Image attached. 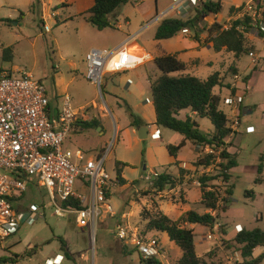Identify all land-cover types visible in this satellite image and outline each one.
Segmentation results:
<instances>
[{
    "label": "rangeland",
    "instance_id": "374dc122",
    "mask_svg": "<svg viewBox=\"0 0 264 264\" xmlns=\"http://www.w3.org/2000/svg\"><path fill=\"white\" fill-rule=\"evenodd\" d=\"M223 1L225 3L223 12L226 13L230 7L228 0ZM31 2L32 0H0V73L10 62L17 65L18 70L31 71L36 79L44 84L50 97H55L59 104L62 103L64 95L69 94L76 108H86V117L79 121L94 118L98 120L97 127L84 131L73 130L65 145L73 149L81 148L89 153L111 148L106 167L114 178L116 161L128 163L124 168V176L129 182L127 185L124 184L126 187L116 190L110 198L115 209L133 211L135 216L132 220L139 221L138 225L147 232H153L154 230L149 228V217L158 212L168 215L173 220L180 218L189 210L201 214L209 212L210 210L201 202V187L195 181L203 175H211L215 179L209 184L216 186L215 189L220 193L214 226L217 223L219 225L216 229L213 226L202 227L203 225L200 224L195 226L199 255L210 264H247L258 258L257 264H264V257L260 259L264 248H257L252 257L244 258L240 247L234 242L236 234L242 228L264 230V181L256 182L260 157L264 155V38L258 34L257 26L252 23L253 28L246 34L250 43L258 47L260 59L256 63L257 72L253 73L252 88L244 93V102L240 104L239 114H236L239 115L240 124L232 137L230 136L232 144L230 148L233 153H237L238 160V166L232 170L231 179L225 180L221 177L222 160L217 159L208 171L196 166L202 151L208 153L211 148L192 145L191 142L182 151L183 156L194 159L189 161V169H186L187 172L182 175L171 173L175 184L169 183L160 189L154 186L155 177L146 178L153 173L148 161L151 143L153 139L160 138V134L143 139L140 137L139 129L138 135L133 134L131 129L130 135L128 133V127L133 120L132 113L136 116L140 115L135 106L151 99V90L148 87L145 90L140 89L138 86L140 78L134 70L108 74L103 78L101 89L93 85L86 77V54L90 48L91 34L85 33L86 36L83 33V24L86 21L82 18L83 14H79L77 10L79 8H61L60 0H33L38 7L46 3L51 9L61 10L58 19H67L70 13L77 15V18L74 20L69 18L65 23L55 18L47 20L46 24L51 26V31L47 32L38 12L32 10ZM147 3H154V0H149ZM139 7L134 3L121 6L111 16V21L115 23L112 30H116L118 28L116 25L120 23L123 27L127 26L126 16L133 21V27L138 26L141 21L137 9ZM162 17L168 16L162 15L158 20ZM5 18H12L11 26L2 21ZM238 18L241 17L238 16L236 19ZM231 21H223L220 24L229 27ZM88 26L91 30H97L90 22ZM207 26L203 24L200 26L198 40L195 39L194 30L188 33L192 34V38L202 47L212 43L209 41L210 27ZM146 28V34L152 35L155 26L152 24ZM202 31L204 34L201 33ZM113 32L117 34L116 31ZM180 40L168 41L172 50L176 45L181 44ZM202 50V55L208 59L220 56V51L212 47ZM254 53L253 48L251 54L238 58L232 51L225 48L221 50L219 62L224 61V65H221L219 72L223 85L216 87L215 92L221 94V108L228 114L231 122L236 116L228 99L240 92L239 88L242 84L240 87L234 85L238 82L239 68L242 74L252 71L250 69L253 64L252 58H256ZM194 54L195 51H192L191 55ZM198 63L193 59L189 65L194 69V65ZM208 69L206 66L203 67L205 72ZM205 72H202L203 77L207 75ZM57 75L58 78L63 77L65 92H58L55 82ZM247 76L250 75L241 76L245 83ZM199 123L203 131L213 128L209 119H199ZM158 128L163 130L164 127ZM168 131L173 132L171 129ZM119 185L123 186L120 183ZM227 188H230L231 194L227 193ZM226 197L228 202L224 201ZM15 208L17 217L22 219V225L19 232L8 239L6 246L22 257L29 256L27 261L30 264H45L48 257H54L58 253L64 258L61 264H139L140 262L136 250L131 254V251L122 247L115 238L114 229L117 221L116 223L113 219L102 221V218L91 233L89 229L84 228L81 234L82 227L78 225L76 215L73 213L65 216L56 215L50 195L43 187L29 183L22 197L15 201ZM32 210H36L38 220L34 224H29L27 219L32 214ZM187 226L190 227V224ZM209 234L213 235L212 238H208ZM60 237L66 243L72 244L73 248L71 247L70 251L73 259L68 258L62 250ZM160 238L166 249V261L178 264L183 254L181 248L166 233L160 234ZM34 247H39L38 252L29 255L28 251Z\"/></svg>",
    "mask_w": 264,
    "mask_h": 264
},
{
    "label": "built area",
    "instance_id": "2783aa9c",
    "mask_svg": "<svg viewBox=\"0 0 264 264\" xmlns=\"http://www.w3.org/2000/svg\"><path fill=\"white\" fill-rule=\"evenodd\" d=\"M240 14L241 17L250 15L256 26L262 18L261 10L254 3L244 5ZM53 16L51 13L47 17ZM47 17L43 25L48 32L51 26L46 24ZM183 33H189V29ZM131 40L127 38L114 49L95 47L87 52L86 77L93 85L101 89L103 78L108 74L127 72L154 60L150 52L136 54L129 47ZM247 87L245 84L242 93L228 99L232 106L237 108L244 102ZM85 110V107L76 108L69 94L64 95L61 104H53L46 87L31 71L0 73V248L4 249L8 239L21 229L22 219L17 217L15 201L22 197L29 183L48 191L56 215L73 213L80 226L88 224L94 230L102 218L117 217L110 198L119 181L106 167L111 148L89 153L65 145L75 124L86 117ZM228 124L235 131L240 124L239 116ZM208 153L216 152L211 148ZM160 174L155 171L146 178H157ZM195 183L202 185L200 179ZM68 200L77 201L80 207L64 206ZM36 210L31 211L27 223H36ZM213 227L216 229L217 225ZM114 233L124 246L138 252L141 264H155L154 260L168 264L159 236L133 223L127 213L118 215ZM212 236L209 234L208 238ZM63 260V256L56 255L45 264H60ZM11 264L30 262L19 257Z\"/></svg>",
    "mask_w": 264,
    "mask_h": 264
},
{
    "label": "trees",
    "instance_id": "16d2710c",
    "mask_svg": "<svg viewBox=\"0 0 264 264\" xmlns=\"http://www.w3.org/2000/svg\"><path fill=\"white\" fill-rule=\"evenodd\" d=\"M132 0H94L93 6L87 11L88 21L98 30L115 27L111 21V16L114 15L121 6L131 2ZM258 9L261 10L264 16V0H254L253 2ZM245 5V4H244ZM244 5L240 7L232 6L230 12H241ZM37 3H33L31 8H36ZM223 4L221 0L218 1H204L201 9L194 18H180L172 17L164 19L157 28L155 38L157 40L170 39L183 32L184 29H192L195 31V39H199V22L201 14H219L222 12ZM23 14H21V17ZM2 21L11 26L13 20L11 18L2 19ZM253 18L245 14L243 17L233 20L230 26L225 28L220 23H214L209 28L210 42L213 43L217 51L226 48L235 53L236 57L245 54H251L255 45L251 44L246 35L251 28H253ZM259 35L264 37V30L257 22ZM10 49V48H9ZM155 62L161 70L160 76L152 82V100L156 110L155 124L171 129L184 138L178 145L170 144V153L177 157L178 152L186 145L187 141H192L194 144L206 148L207 146L214 150V153H205L202 151L201 156L196 162V166H211L221 158L222 169L221 177L225 180H230L232 174L229 172L238 166L237 153L231 152L227 147L231 143H227L226 139L230 137L235 131L229 126V116L221 109V96L215 93L214 89L218 85H223L222 78L219 72H215L206 79L199 78L195 75L185 74L187 64L179 59L177 54H164L155 58ZM250 76L245 78L247 82ZM190 110L197 118H208L214 126L212 132H204L196 120V118L188 115L185 119L179 117L183 110ZM133 120L131 125L134 127L148 126V124L141 118L132 114ZM99 125L98 120H80L75 126L80 127L81 130H88ZM128 163L116 161V177L120 184L124 185L127 180L123 176V171ZM185 169H181V175ZM264 155L260 157L258 164L257 183L264 181ZM215 177L211 175H203L200 178L202 183V204L210 211L206 213H199L195 210L184 212L177 220L171 219L168 215L158 212L149 217V228L166 232L169 238L174 241L182 250L183 254L178 264H210L204 260L200 255L195 240V231L188 227V224H200L205 226H214L217 216L214 214L218 210L220 193L216 186L209 184ZM169 183L175 184L169 172H161V174L154 179V186L163 189ZM227 193L231 194L230 188H227ZM254 194V192H251ZM228 202V198H224ZM68 207L74 205L80 207L75 200H68L64 204ZM225 208V207H224ZM62 250L68 258L73 259V254L70 253L68 243L60 237ZM234 242L240 247L242 256L249 258L253 256L255 249L259 247L264 248V230L254 228L248 230L242 228L238 231L234 238ZM39 250V247H34L28 251L29 255H34ZM22 257L17 253L11 256L0 255V264H11L17 258ZM264 257V252L260 259ZM259 258L251 260L247 264H257ZM155 264H161L154 260Z\"/></svg>",
    "mask_w": 264,
    "mask_h": 264
},
{
    "label": "crops",
    "instance_id": "0c3cea01",
    "mask_svg": "<svg viewBox=\"0 0 264 264\" xmlns=\"http://www.w3.org/2000/svg\"><path fill=\"white\" fill-rule=\"evenodd\" d=\"M148 1L149 0H138V1L132 0L131 2H129V3H134L135 5L140 6L139 8H137L139 13H140V19L139 20H141L138 26L133 27V21L130 19V17L126 16L125 17V19H127V20H125V23L127 25V26H125L126 28L123 27V25L120 23L119 24L120 27H118L116 30H112L111 27L106 28L104 30H98L95 26L94 27L97 30H91V28H89V26H88L89 21L87 19V17H88L87 11L93 6L94 0H60V2H62L61 8L77 7V8H79V9H77L79 14H81V15L83 14L82 18L86 21L85 24H83V33L84 34L85 33L91 34V38H90L91 42H90L89 50L92 48H95V47H109V48L114 49V48L121 46V44L127 38L131 37L132 40L129 42L130 43L129 47L136 54L140 55V54H142L143 51H146V52H150L153 55L154 60L147 62V63H144L143 65H140L139 67L132 69L137 73L138 77L140 78L138 81V86L140 87V89L145 90V88L148 87L151 90V99H148L147 101H145L142 104H137L135 106V108L138 109V111L140 112V115L137 117L143 119L148 124V126H147V133H148L147 138L150 135L155 137V135L160 134V138L157 137L158 139H153V141L151 143L150 154L148 155V159H149L148 161L150 162L149 168L151 169L152 172H155V171L165 172L166 171V172H169L170 174L176 173L177 175H179V174H181L180 170L182 168L185 170L189 169V166H190L189 161L194 160V159H188L186 156L182 155L183 149L186 148L192 141H187L186 145L178 152L177 157H175L170 153L168 146L170 144L178 145L183 140L184 137L181 134H179L173 130H172L173 132H169L168 131L169 129H167V128H163V130H160L158 128L160 126L155 124V122H156V110H155V106H154L153 100H152V82H153V80H156L161 74V70L158 67V65L156 64L155 58L160 56V55H164V54H177L179 59H181L182 61H184L187 64V69L184 73L195 75V76L202 78V79L208 78L210 75L213 74V72L214 73L219 72L221 65H224V61L221 63L219 62V59L221 58L220 57L221 56V54H220L221 50L219 52V55H220L219 57L214 56V57H211L210 59L204 57L202 55L203 54L202 49H205L207 47H212V49H215L213 43H208L207 45L202 47V46H200V43L198 41H196L192 38V36H191L192 34L181 32L173 38L164 39V40H157L155 38V34H156L158 26L160 25V23L164 19L172 18V17H180V18H185V19L194 18L198 14L199 10L201 9L202 2H204V1H215V0H197L196 2H195V0H154V3H147ZM221 1L223 4V7H224L225 3L223 0H221ZM141 2H143L145 5L141 4ZM253 2H254V0H228L227 3L229 4V7L231 8L232 6L240 7L244 4L246 5L248 3H253ZM30 5L31 6L33 5V0H32ZM230 8L226 13H224L223 9H222V12L217 14V15L216 14L202 13L199 25L200 26L202 24L208 25L207 26V28H208V27L212 26L214 23H223V21L224 22L225 21H231L232 19L236 20V18L238 16L241 17V14H240L241 12L231 13ZM32 10H36L38 12L41 20H43L45 16L47 17L48 14H51V13H54V16L53 17H47V20L55 18L57 20H60V22L65 23L69 18H70V20H74V18H77L76 14L72 15L70 13V15L67 19H58V17L60 16L61 10L51 9V6L50 5L48 6L46 3H43L39 7L37 6L34 9L32 8ZM162 15H166L168 17H162L161 19L158 20V18H160ZM236 15H238V16H236ZM155 19H157L158 21ZM151 20H155V21H153L149 26H151L153 24V26H155V28H154L152 35L151 34L148 35V34H146L147 33L146 27H149V26H146V25ZM142 21L143 22L145 21V23H141ZM156 21H157V23H156ZM43 22H44V20H43ZM259 22H260V26L264 27V18H261ZM203 27H205V26H203ZM113 31H116L117 34H113L114 33ZM191 31H192V29H189V32H191ZM259 32L260 31L258 29V34H259ZM201 33L204 34L203 31ZM85 35L87 36V34H85ZM171 39H175V40L181 39L180 40L181 44L176 45L174 50H172L173 48H171V44L168 43V41ZM161 41H163V42H161ZM167 45H169V47ZM192 51H195L196 54L191 55ZM254 54L256 55V58H252L253 64H252V68H250L252 70L251 72H245L244 74H242V72L239 68V72L237 74L238 75L237 76L238 82L234 84L237 87H240V85L242 84L241 88H239V91H240L239 93L243 92V90L245 88V84L248 86L246 89V92L248 89L252 88L251 82L254 79L253 73L257 72L256 63L258 62V59H260L259 49L256 45H255V53ZM240 57H238V58H240ZM193 59H196V61L199 62L198 64L194 65L195 66L194 69H192L189 65L190 61H192ZM237 65H238V63H237ZM205 66L207 67V69H208V67H210V69H208V71H206V72L203 71V67H205ZM238 67H239V65H238ZM18 69L19 68L17 65L10 62L9 65H6V67H4V69H2V71L11 70V71L15 72ZM202 72H205L207 74L206 77H203ZM58 75H57V81H55L56 86L58 88V92L59 93L65 92L66 86H64V84H63V82H64L63 77L58 78ZM242 75H250V79L245 83V82H243V80L241 78ZM220 77H221V74H220ZM141 78H142V80H141ZM218 86H221V85H218ZM215 89H216V87H215ZM215 89H214V91H215ZM215 93H217V92H215ZM217 94H220V93H217ZM220 96H221V94H220ZM51 99L53 101V104H57V105L59 104L57 99H55V97L51 98ZM221 99H222V96H221ZM220 107H221V104H220ZM240 109H241V105H239V107H237V108L233 106V113L235 116L237 113L239 114ZM132 114H134V113H132ZM104 115H106V114H104ZM188 115L196 118L198 123H199V119H205V118H197L195 116V114L188 109L181 111L179 114V117L182 119H185ZM206 119H208V118H206ZM199 125H200V123H199ZM128 128H129L128 129L129 135H130V129L132 130L133 134L138 135L139 127H134L130 123V126ZM200 128H201V125H200ZM74 130L80 131L81 128L75 126ZM213 130H214V126L212 129L208 128V130H205L204 132H212ZM231 137H232V135H231ZM226 142L230 143V137H228L226 139ZM193 144L194 143L192 142V145ZM227 148L232 152V149L230 148V146H228ZM198 167H200L203 171H207L208 169H210V166L202 165V166H198ZM232 170L230 171L231 174H232ZM123 176H124V171H123ZM124 178H125V176H124ZM128 182L129 181L127 180V183ZM127 183H126V185H127ZM126 185L120 186L118 184V186L114 189V192L116 190H119V188L126 187ZM201 201H202V197H201ZM117 212H118V215H120L122 213H127L129 215V218L131 219V221L133 223L139 224V221H137V220L133 221L132 220V218L135 216L133 211L128 212L125 210L124 211H118L117 210ZM215 212H217V211H215ZM118 215L116 218H103L102 221H107V219H113L114 222L116 223ZM196 225L197 224H190V227L193 228L195 231ZM216 225L218 226L219 224L217 223ZM204 226L205 225H203L202 227H204ZM80 227H82L81 231H80L81 234H83L84 228L89 229L90 233L92 231V228L88 224L85 226H80ZM205 227L210 228L209 226H205ZM153 232L155 234H157L159 236V238H160V234L166 233V232H161L158 230H154ZM195 234H196V232H195ZM160 240L162 243L161 238H160ZM120 243H121L122 247L131 251V254L133 253V251H135L134 249H132L130 247L124 246L122 242H120ZM6 244L4 246V249L0 248V255L9 256V255H12L13 253H15V252L7 249ZM196 244H197V248H198L199 245L197 242H196ZM162 246H163V243H162ZM68 247H70V250H71V247L73 248L71 243H68ZM259 248H263V247H259ZM164 251L166 252V249ZM198 251H199V248H198ZM70 253L72 254L71 251H70ZM56 255L62 256L61 253H58ZM24 258L27 259V258H29V256L24 257ZM48 258H52V257H48ZM138 258L140 261L139 255H138ZM167 263L168 264H175V263H171V262H167ZM139 264H141V262H139Z\"/></svg>",
    "mask_w": 264,
    "mask_h": 264
},
{
    "label": "water",
    "instance_id": "95a60500",
    "mask_svg": "<svg viewBox=\"0 0 264 264\" xmlns=\"http://www.w3.org/2000/svg\"><path fill=\"white\" fill-rule=\"evenodd\" d=\"M139 132H140V137L145 139L147 138V126H142V127H139Z\"/></svg>",
    "mask_w": 264,
    "mask_h": 264
}]
</instances>
